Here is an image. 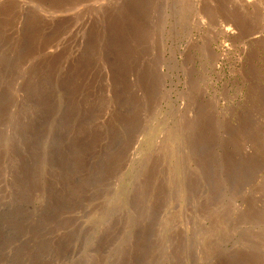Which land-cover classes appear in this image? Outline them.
<instances>
[{"label": "rangeland", "instance_id": "374dc122", "mask_svg": "<svg viewBox=\"0 0 264 264\" xmlns=\"http://www.w3.org/2000/svg\"><path fill=\"white\" fill-rule=\"evenodd\" d=\"M0 264H264V0H0Z\"/></svg>", "mask_w": 264, "mask_h": 264}]
</instances>
